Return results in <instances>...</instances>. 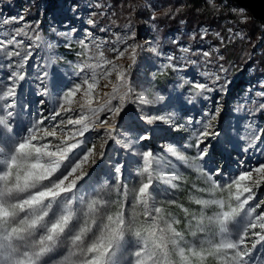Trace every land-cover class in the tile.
Masks as SVG:
<instances>
[{"label":"snow or ice","instance_id":"6c2138e0","mask_svg":"<svg viewBox=\"0 0 264 264\" xmlns=\"http://www.w3.org/2000/svg\"><path fill=\"white\" fill-rule=\"evenodd\" d=\"M69 11L78 14L79 5L73 4ZM179 11L169 6L164 16L174 19ZM156 19L153 11L148 22ZM85 23L97 26L93 16ZM41 24L39 19L29 22L21 15L0 18V264H264V199L250 203L256 199L255 190L264 185V163L248 169L238 163L237 172L224 181V169L205 160L209 154L206 141L222 135L216 129L220 102L205 119L196 120L184 116L175 103L161 108L170 103L169 98L131 82L132 65L143 48L136 43L131 20L124 25L128 31L115 37V44L122 48L87 30L76 38L75 27L60 30L53 24L50 35L45 34ZM99 30L107 33L110 29ZM229 33V41L237 36L247 39L243 32L229 29ZM207 34L203 30L201 39ZM51 35L58 40L53 42ZM216 36L223 45V36L219 32ZM74 39L80 60L73 67L76 80L54 85L50 71L57 62L54 49L59 40L72 48ZM106 44L115 57L106 56ZM42 47L47 54H37L30 76L28 61ZM148 51L164 57L161 73L197 64L191 58L197 52L189 47H182L179 56L157 47ZM215 51L220 62L215 68L210 67L212 52H200L204 58L200 75L207 82L183 80L181 86L190 89L185 103L210 101L213 92L226 94L230 67L222 62L225 58L219 49ZM125 56L127 66L118 64ZM26 80L34 94L42 97L40 105L46 101L53 105L47 114L41 108L33 116L19 91ZM100 80H107L104 88L110 91L98 90ZM247 103L256 113L264 112V82ZM128 104L159 109L149 113L140 108L139 118L152 131L160 123L165 126L161 132H183L184 136L163 139L162 151L145 148L152 131L117 127ZM247 111L251 114L253 109ZM22 113L30 117L27 124L21 120ZM245 127V136L229 137L227 143L244 154L264 152V127ZM109 142L132 157L131 186L123 179L125 161L118 160L119 154L117 159H106ZM192 150L194 154L189 155ZM101 164L115 177V184L101 180V174L92 176L90 169ZM181 165L193 169L207 184L205 188L192 185L197 192L208 193V198L192 197L198 210L167 198L169 190L179 189L178 182L184 179ZM157 189L165 199H156ZM172 205L183 211L187 232L177 229L181 221L169 210Z\"/></svg>","mask_w":264,"mask_h":264},{"label":"rangeland","instance_id":"374dc122","mask_svg":"<svg viewBox=\"0 0 264 264\" xmlns=\"http://www.w3.org/2000/svg\"><path fill=\"white\" fill-rule=\"evenodd\" d=\"M174 2L177 4H183L181 0H0V18H9L12 16L21 15L29 22L37 19L42 21L40 25L45 34H49V28L51 25H55L58 29L64 30L66 28L75 27L78 31L74 34L76 38L83 37L85 31L93 32L98 39L110 40L115 44L116 35H120L127 32L128 29L124 28V25L129 20L132 21L130 27L136 33V43L143 45V48L139 50V58L137 62L132 65L130 81L135 85H145L149 81V86L152 81L155 71H160L162 63H166L164 57L157 58L154 54L150 53L148 49L150 47H157L162 49L165 54L181 55L182 47H189L193 51H196L195 56H191L192 59L197 60L196 65H182L179 72H174L173 84L168 86L166 91V98H169V104L161 105L160 107L170 106L171 103H175L182 109L184 116L191 115L196 120H203L206 118L205 114L217 108V101L222 105V110L218 116L216 122V129L222 133L217 138H209L206 143L209 146L208 157L206 161H211L213 167L221 166L224 169L222 179L227 181L229 177L237 172V164L245 169L258 166L260 163H264V152L252 151L248 154H244L240 151V148H233L231 144L227 143L229 137L245 136L247 134L248 124H254L259 127H264V112L256 113L252 104L247 103L249 99L255 98V92L260 90L261 82H264V26L259 24L253 28L246 25L252 21L250 14L235 5L226 6L225 1L220 0H206L211 6L217 7L222 12L224 20L217 24H197L189 25L185 17H178V21L172 28H166L165 25L175 20V18H168L164 16L165 11L171 6L173 12L177 8L180 9V5L174 7ZM73 4H78L80 11L74 15L69 8ZM102 5V7H96L95 5ZM37 5V15L34 18L33 13L30 10ZM151 7H148V6ZM225 5V6H222ZM235 9V12L233 10ZM241 10H243L241 12ZM155 13L157 19L154 23H149V17ZM182 12V11H181ZM93 16L97 20V26L92 28L87 25L85 21ZM241 19H246V23H240ZM115 20L116 24H111L110 21ZM2 27V26H0ZM109 28L110 30L105 33L101 32L100 28ZM229 29L233 32H243L247 39L234 37L229 41ZM203 30H207V35L204 39H201ZM219 32L224 38V44L221 45L220 39L216 36ZM253 32V34H252ZM199 36V37H198ZM198 37V38H197ZM53 42H56L58 38L54 35L50 36ZM131 42V41H129ZM73 46L76 45L75 39L73 40ZM78 46V45H77ZM116 47L122 48L123 45L115 44ZM233 46L241 51L240 62L233 63L232 65H225L230 67V71L227 73V80L230 82L227 85L226 94L219 92H213L210 94V101L198 100L195 104H187L184 101V97L189 95L188 89H182L181 85L183 80L193 82H207L200 73L204 70V58L200 55L202 51L212 52V64L210 67L215 68L219 61H217V52L215 49H219V54H222L223 48ZM64 47V41L59 40L57 47L54 51L58 54L57 60H62L59 57L67 56L61 54L59 49ZM105 54L109 58L116 56V53L111 52L109 49L111 45L106 44ZM66 51L72 50V48L64 47ZM37 54L46 55L47 50L43 47L37 49L34 52L32 59L28 61L27 70L29 75L33 74L32 64L37 58ZM63 61V60H62ZM64 62V61H63ZM80 60L77 58V53L72 59L66 60V63H56L54 67L50 69L54 80L53 84L61 83L67 85L68 83L75 81L76 77L73 74V67ZM224 63V61H222ZM118 64L127 66L129 63L127 57L117 61ZM232 73V75H230ZM6 75V73H4ZM114 75L112 79H114ZM146 81V82H145ZM107 80H100L98 90L110 91L109 88H104ZM223 83V81H221ZM188 88V87H186ZM139 90V88H138ZM20 94L26 96L28 103L30 104V110L33 116L43 108L45 114L47 109L52 107L49 102L46 101L44 105L39 104V100L42 97L36 96L35 89L30 87L29 81L26 80L20 85ZM156 91V90H154ZM160 92V91H159ZM162 95L163 93L160 92ZM242 93H246L242 97ZM238 104L240 110L237 111ZM131 105L128 104L125 110L121 113L118 122V129L120 127L134 126L139 131H152L151 128L141 121L140 108L144 107L149 113H155L159 111L158 108L136 105L134 112L129 109ZM252 108L251 114L247 109ZM30 117L27 113H22L21 120L24 124H27ZM165 126L157 123L155 125V131L152 134L155 135V140L151 146V149L162 151L159 147L162 140L165 138L180 139L184 136L183 132L174 133L168 131L167 133L161 132L160 129ZM95 135V133H93ZM149 141V140H148ZM241 146H243L241 142ZM264 147V145H262ZM119 161H125L123 179L130 177V167L128 157L125 151L113 142H109L106 148V159H117ZM207 167V165H205ZM108 170L101 164L95 170L90 172L95 178L98 174L108 181V177L102 175ZM110 172L109 170L107 173ZM111 173V172H110ZM112 177H114L112 175ZM218 179H221L218 177ZM256 199L250 203H256L264 199V185H261L259 189H256ZM202 198H208V193L200 195ZM211 214V210H209ZM177 227V226H176ZM178 229V228H177ZM187 232V226L186 230ZM191 239L190 235H188ZM187 236V237H188ZM218 264V262H217Z\"/></svg>","mask_w":264,"mask_h":264},{"label":"trees","instance_id":"16d2710c","mask_svg":"<svg viewBox=\"0 0 264 264\" xmlns=\"http://www.w3.org/2000/svg\"><path fill=\"white\" fill-rule=\"evenodd\" d=\"M222 1V0H220ZM183 4H177L174 2V7L177 5H180L181 11H179L178 15L176 16L177 18L170 23H167L165 25L166 28H172L173 25H175L178 21V17H185L187 23L189 25H192L194 23L197 24H203V23H208V24H217L220 21L222 22L224 18L222 17V12H220L217 7L211 6L209 3L206 2V0H181ZM224 2V1H223ZM226 6L234 5L232 3L225 2ZM31 13H33L34 18L37 15V5H35L31 10ZM260 23L255 22V21H250L249 24H247V27L253 28L256 26H259ZM253 34V32H252ZM199 37V36H198ZM197 37V38H198ZM78 46L75 45L72 47V50L66 51L64 47H61L59 51L61 54H66L67 56H62V60H57L56 63H66V60L72 59L74 55L77 53ZM222 54L224 56V64L225 65H232L233 63L240 62L241 60V51H238L237 48L233 46H229L226 48H223ZM140 55H138L139 58ZM137 58V59H138ZM152 81L149 84V89L154 91H160L163 93V95H166V91L168 86L173 84V79H174V72L171 69H164V72L161 73V71H155L153 74ZM232 75V73H230ZM146 82V81H145ZM149 83L146 82L145 85ZM182 89H188L190 92L189 88H186L187 86H181ZM166 97V96H165ZM151 99V96H149ZM136 105L129 108L131 112H134L136 109ZM254 107V106H253ZM155 135L152 134V138L149 141L144 142V147L145 148H150L155 140ZM194 150L189 152V155H193ZM132 157L129 156L127 161H131ZM106 170L105 172H107ZM181 171L184 173V179L182 181H179L180 183V188L179 189H170L169 190V195L167 198H175L177 199L180 203L184 205V207L189 208L191 211L198 210L199 206L195 205L193 202L192 197H200L201 194L200 192H197L192 185L195 184L197 188H205L207 187V184L205 181L199 176L198 173H196L193 169H189L186 166L181 165ZM108 177V182L111 184H115V177H112V174L108 172L107 176ZM101 180H104L103 177H100ZM133 177L130 175V177H127L125 181H128L130 186H131V181ZM206 193V192H205ZM156 199H165L163 194L160 192L159 189H157L155 193ZM169 210L172 212L173 215L176 216L177 219L181 221L179 225H177L178 230L180 231H185L186 226L188 224L187 219L184 216V213L181 209L177 208L175 205L170 206ZM188 236V235H187ZM186 238L190 239L189 236Z\"/></svg>","mask_w":264,"mask_h":264},{"label":"water","instance_id":"95a60500","mask_svg":"<svg viewBox=\"0 0 264 264\" xmlns=\"http://www.w3.org/2000/svg\"><path fill=\"white\" fill-rule=\"evenodd\" d=\"M246 10L253 21L264 26V0H223Z\"/></svg>","mask_w":264,"mask_h":264},{"label":"bare ground","instance_id":"6f19581e","mask_svg":"<svg viewBox=\"0 0 264 264\" xmlns=\"http://www.w3.org/2000/svg\"><path fill=\"white\" fill-rule=\"evenodd\" d=\"M223 1V0H222ZM226 2V1H225ZM229 3V2H228ZM233 4V3H232ZM235 6H237V5H235ZM239 7V6H238ZM240 8V7H239ZM242 9V8H241Z\"/></svg>","mask_w":264,"mask_h":264}]
</instances>
